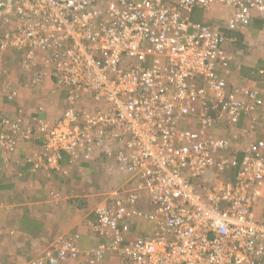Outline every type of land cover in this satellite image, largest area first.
I'll return each mask as SVG.
<instances>
[{
    "label": "built area",
    "instance_id": "2783aa9c",
    "mask_svg": "<svg viewBox=\"0 0 264 264\" xmlns=\"http://www.w3.org/2000/svg\"><path fill=\"white\" fill-rule=\"evenodd\" d=\"M215 7L224 26L193 21ZM254 15L264 0H0L2 88L16 53L69 91L56 123L2 117L0 151L39 136L34 172L99 152L134 180L96 208L97 246L57 239L26 264H264V97L228 82L223 32Z\"/></svg>",
    "mask_w": 264,
    "mask_h": 264
},
{
    "label": "crops",
    "instance_id": "0c3cea01",
    "mask_svg": "<svg viewBox=\"0 0 264 264\" xmlns=\"http://www.w3.org/2000/svg\"><path fill=\"white\" fill-rule=\"evenodd\" d=\"M231 13L230 9L224 7L203 10V16L199 10L196 11V14H199L198 17L214 25L223 26ZM7 21L3 20L2 23L5 24ZM237 33H239L237 36L242 47L231 46L230 40L226 44V51L233 59L227 76L228 82L232 86L246 85L255 88L264 97V89L251 78L252 69L264 63V20L254 15L250 26ZM8 60L10 65L11 62H20V57L13 53ZM36 78L32 75L29 79L33 83ZM40 80L41 83L46 80V87L40 89L41 83L33 84L40 90H51L54 83L50 75L41 77ZM2 87L0 84L1 94ZM39 89L29 88L27 91L23 89L16 106L24 105L27 118L35 115L50 121L52 116L47 108H44L45 110L35 108L38 106V101L35 99ZM17 109L18 107H12L0 98L2 116L15 117ZM41 152L42 140L38 138L21 141L14 153L0 151V184L4 187V190L0 191V264H25L30 255L31 259L38 257L39 246H48L60 235L79 234L81 237L79 245L84 251L94 243L92 238L94 239L95 236L93 237L91 232L90 223L95 221L97 207H89V205L83 207V202L78 204L77 201L75 203L71 200L90 197L88 193L85 194L86 185L94 184L96 189L101 185L104 179L102 173L109 171V161L99 152L89 164H83L80 161L70 162L66 156L65 159H67H64L60 173L40 170L33 174L29 170V161L38 158ZM99 173L101 174L97 176ZM26 206H29V211L25 209ZM25 211L29 212V217L44 225V229L37 237L27 239L28 236L21 230L20 221ZM95 240L97 241L96 237Z\"/></svg>",
    "mask_w": 264,
    "mask_h": 264
},
{
    "label": "rangeland",
    "instance_id": "374dc122",
    "mask_svg": "<svg viewBox=\"0 0 264 264\" xmlns=\"http://www.w3.org/2000/svg\"><path fill=\"white\" fill-rule=\"evenodd\" d=\"M18 63V62H17ZM16 61L15 62H11L10 65H7L6 67V81H7V86H9L7 89H1L2 90V95L0 93V95H2V97H0L1 99L3 98V100L6 103H9L12 107H18V109L16 110L17 114L15 117H10L9 118L11 120H16V119H21L22 120V124L23 127H27L29 124V121H32L33 116H31V118H27L26 113L27 111L25 110L24 105H20V106H16V102L18 100V98H21L22 94L21 91L24 90H28L29 88H31L32 90L34 89H39V87H36L29 78L36 77V73L37 72H26L20 69L19 64H17ZM35 73V74H33ZM52 79V78H51ZM45 81H43L41 83L40 89H42L43 87H46L45 85ZM54 83V81H53ZM38 90V94L36 95V101L38 106H35V108H39V110L42 109H46L49 110V114H51V118L49 122H53L54 120L57 119V117H61V115L63 114L64 110L67 107L66 102L62 99V91L59 90L55 84H53L51 90L46 91V90ZM42 91V92H41ZM44 109V110H45ZM14 118V119H12ZM46 119V118H45ZM52 120V121H51ZM263 126H264V120L261 121ZM107 160V159H106ZM109 161V160H107ZM110 163V168L109 171H104L103 174V182L101 183V185L96 189V187H94V184H87V189L85 194L90 195V197L88 198H84L83 204L85 206L89 205V207L91 206H95L98 207L101 203L105 202L108 198V196H110L112 194L113 191L115 190H126V189H132V175L128 174V173H124L122 171H120L119 165L117 166V164L115 163L114 160L109 161ZM101 173L97 174V176H99ZM117 177V178H116ZM120 177H122L120 179ZM122 182V184H120ZM83 207H80L83 209ZM88 207V208H89ZM87 209V207H86ZM85 209V210H86ZM70 213V212H68ZM71 214V213H70ZM79 237V234H70V235H60L58 236V238H55L54 240L57 239H61V238H65V237ZM53 240V241H54ZM52 241V242H53ZM79 242H80V237H79ZM46 247H42L39 246L38 251H37V255L39 256V254L45 249ZM26 264V263H25Z\"/></svg>",
    "mask_w": 264,
    "mask_h": 264
},
{
    "label": "trees",
    "instance_id": "16d2710c",
    "mask_svg": "<svg viewBox=\"0 0 264 264\" xmlns=\"http://www.w3.org/2000/svg\"><path fill=\"white\" fill-rule=\"evenodd\" d=\"M199 10L200 14L203 16V10L199 9V8H196L194 9L193 13H192V19L194 22H198V23H203V24H207V25H211L212 23L211 22H208L206 21L205 19L201 18V17H198L199 14H196V11ZM224 34L226 35V37L232 42L231 43V46H235V47H242V44H241V41H239V37L237 35H239V33L237 32H232V31H228V30H223ZM239 42H238V41ZM237 42V43H236ZM250 72V71H249ZM252 72H253V75H252V79L253 80H256L259 84V86L264 89V63H261V66L256 68V69H252ZM69 92V91H68ZM68 92L67 91H62V99H66L67 95H68ZM262 96V94H261ZM263 97V96H262ZM4 117L2 116V112L0 111V121H1V118ZM60 118V117H59ZM59 118H57L56 120L53 121V123L57 122L59 120ZM36 139H41L42 140V147H43V144H44V139L42 137H35ZM35 138H32L30 140H33ZM68 156L67 154H63L62 155V159H61V163H60V166H59V170H51L53 173H60L61 171V168H62V164L64 162V159L65 157ZM69 158V161L70 162H81L83 164H89L90 162L86 163L82 158H79L77 160H72L70 159V156H68ZM67 159V158H66ZM65 159V160H66ZM30 162V172L35 174V173H38L40 170H45V169H39V170H36L35 172L33 171V164L35 163L34 160H31L29 161ZM224 176H226V178H229V179H234L235 176H236V170L235 169H232V170H228ZM3 191L4 190V187L2 186V184H0V191ZM1 199V198H0ZM75 202L76 201L78 202V204H81L84 199H74V200H71V202ZM25 209H27L29 211V206H26ZM28 211H25L24 215L22 216V219L20 221V224H21V230L23 233H25L29 239V237H37L41 232L42 230L44 229V225L40 222V221H37L35 219H32L31 217H29V212ZM95 219H96V215H95ZM95 236V234L93 233V237ZM80 237V236H79ZM81 239V237H80ZM97 239V237H96ZM92 240L94 241V243L91 245V247H89V249H87L86 251L92 249L93 247L97 246L99 244L98 242V239L97 241L95 240V237L94 239L92 238ZM49 245V244H48ZM47 247V246H46ZM24 254H26V252H24ZM23 254V255H24ZM31 255L29 256L28 258V261L25 262V263H28L36 258H33L31 259L30 258Z\"/></svg>",
    "mask_w": 264,
    "mask_h": 264
},
{
    "label": "clouds",
    "instance_id": "9594fccd",
    "mask_svg": "<svg viewBox=\"0 0 264 264\" xmlns=\"http://www.w3.org/2000/svg\"><path fill=\"white\" fill-rule=\"evenodd\" d=\"M52 78V77H51ZM53 80V79H52ZM54 81V80H53ZM64 100V99H63Z\"/></svg>",
    "mask_w": 264,
    "mask_h": 264
}]
</instances>
